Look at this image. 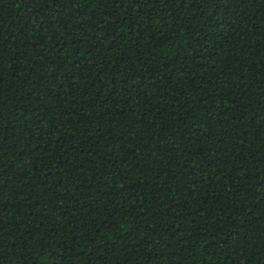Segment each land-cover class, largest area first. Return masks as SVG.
<instances>
[{"label": "trees", "instance_id": "16d2710c", "mask_svg": "<svg viewBox=\"0 0 264 264\" xmlns=\"http://www.w3.org/2000/svg\"><path fill=\"white\" fill-rule=\"evenodd\" d=\"M0 264H264V0H0Z\"/></svg>", "mask_w": 264, "mask_h": 264}]
</instances>
